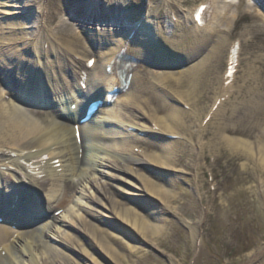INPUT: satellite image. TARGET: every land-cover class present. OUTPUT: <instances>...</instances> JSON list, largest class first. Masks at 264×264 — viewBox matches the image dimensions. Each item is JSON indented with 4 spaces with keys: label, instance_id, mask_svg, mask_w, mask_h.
<instances>
[{
    "label": "rangeland",
    "instance_id": "rangeland-1",
    "mask_svg": "<svg viewBox=\"0 0 264 264\" xmlns=\"http://www.w3.org/2000/svg\"><path fill=\"white\" fill-rule=\"evenodd\" d=\"M17 1L15 5L20 6L15 9L21 10L19 15L23 16L19 17L21 21L16 26H25L22 20L27 14L30 23L35 20L51 29L47 30L54 41H70L80 46V41H76L79 31L68 21L61 7L53 8L50 4H53V0ZM77 1L85 3V10L90 8L87 5L90 0ZM138 1L143 3V0ZM202 1L207 3L210 11L202 27L204 32L197 33V37H190L189 32L194 30L191 27L195 24L191 10L198 1L152 0V9L145 10L150 20H168L171 27L165 31L167 34L173 31L178 33L179 27L184 28L182 33L189 38L188 41L171 42L190 47L203 55L195 64L180 71L156 72L140 67L135 75L131 92L138 97L139 112L145 117H140V113L134 110L137 116L133 115L132 121L150 127L157 122V117L175 112L180 115L177 119L182 123L175 130V136L166 135L164 130H161L163 134L150 136L132 131L150 145H139L137 149L141 152L166 156V151L162 153V150L168 143L175 152L167 169L146 164L133 166L145 178L155 180L163 195L154 196L142 181L145 190L141 187V196L125 193L126 189L135 190L133 183L140 185L134 175L126 176L128 181L118 182L113 190L119 203L132 208L139 219L147 216L145 222L152 231L158 228L160 232L156 236L151 232L146 234L130 225L122 226L119 219L113 220L114 216H101L94 224L97 228H86L91 234H97L98 239L104 235L103 244L118 255L117 263L106 258L103 262L100 260L102 264H264V258L257 263H249V257L256 247L264 245V159H259L257 149L259 140L264 143V106H256L252 101L253 96L264 92V41H249L254 30L264 32V6L261 5L264 1ZM164 3L166 6L172 5V8L166 9ZM215 16L219 21L215 28H211V20ZM8 25L0 22L2 28L5 26L0 32L2 40L9 36ZM102 25L97 22V27L103 28ZM35 31L31 30L29 35L35 34ZM20 34L24 37L28 33L16 29L12 35L16 38ZM205 35H209V38L206 39ZM0 42L15 44L27 41ZM234 42L238 43L234 72L232 79L225 83L223 77L230 46ZM128 50L137 51L130 46ZM211 52H214V57L206 61ZM0 59L4 60L2 57ZM93 62L95 66L92 65L91 73L98 71L102 59L99 56ZM197 66L192 79L196 85L191 91L187 80L178 83L176 79ZM211 66L213 73L208 83L206 75ZM161 76L167 79H159ZM140 78H143L142 82ZM0 92L3 94L2 88ZM107 128L111 129L112 126ZM118 131L123 135L121 128ZM104 144L107 145L106 142ZM50 204L53 206L51 213L55 212V217H61V210L54 211L56 203ZM86 207L91 206L87 204ZM148 210L157 213L149 216ZM87 219L92 221L88 216ZM61 229L71 237L91 242L95 248V258L105 253L91 237L68 228ZM225 235L230 239L229 247L222 243ZM50 244L69 254L78 264L90 263L89 259L83 260L75 252L71 255L57 242L51 241ZM41 251L45 253L48 264L46 251L42 248Z\"/></svg>",
    "mask_w": 264,
    "mask_h": 264
},
{
    "label": "bare ground",
    "instance_id": "bare-ground-1",
    "mask_svg": "<svg viewBox=\"0 0 264 264\" xmlns=\"http://www.w3.org/2000/svg\"><path fill=\"white\" fill-rule=\"evenodd\" d=\"M260 1L258 0V2ZM52 2L53 4L51 2L50 4L53 8L61 7L68 21L75 25L79 31L76 41H80V44L84 47L74 46L68 41L67 45L58 48L51 45V42H47L50 49L40 51L45 54H52L56 69L53 73L58 92L68 91L69 99L73 95L74 81H68L65 76H62L60 72L63 65L62 57L64 61H68L73 65L76 83L79 84L86 75L84 80L85 90L89 91V87L92 89L93 87L98 88L105 100L106 94L113 88L118 87L117 80L107 73V67L116 61L119 54L126 53L125 45L127 44L125 41H140L139 46L141 45L143 48L140 56L145 55V59L147 50L143 46L149 47V43L156 46L153 51L158 56L166 58L169 55V46L153 41H188L187 39H189L182 33L184 28L179 27L180 31L178 33L173 31L168 35L165 33L171 27L168 26V20L165 21L163 18L162 20H158V18L150 20L147 18L148 12L145 13V10L152 9V0H143L141 4L137 0H94V2L90 0L87 3L90 8L86 10L84 9L85 3L77 0H53ZM194 2L197 3L190 10L191 18L194 17L195 24L194 27L191 26L194 30L189 32L190 37H197V33L203 31L202 27L205 26L204 23L208 19L210 11L206 2L204 3L202 0H194ZM17 3V0H0V22L4 21L9 24L6 28L9 36L4 40H2L3 37H0V41H54L51 32L48 31H51V29L44 23H38L34 19V22L30 23L27 14L24 15L26 17L22 20L25 26H16L21 21V19L18 20L19 17L23 16L19 15L21 10L15 9L16 6H20L15 5ZM230 3L233 4V1ZM263 3L261 5L264 6ZM170 6L172 5L166 6L165 3L163 4L166 9H171ZM218 21L215 16L211 20L210 27L215 28ZM97 22L103 23L104 27H97ZM3 28L0 26V32ZM16 29L28 34L24 37H21L20 34L19 37L14 38L12 34ZM31 30H36L35 34L29 35ZM205 37L208 39L209 35H205ZM81 41H89L88 43L92 47H97L93 43L99 41V46L101 45L99 56L103 61V70L101 64L97 68L98 71L91 74V69L87 67V63L89 60H93L97 54L93 53ZM249 41H264V32L254 30ZM23 46H27V43L11 44L8 42L4 44L0 42V58L3 57L7 60L5 63L4 60L0 59V70L9 69L11 62L18 60L13 54V50ZM136 52L139 54L138 51ZM214 52H211L205 60L212 59ZM206 61H203V63ZM155 62L159 63L158 60H155ZM198 66L199 68L202 67L200 64ZM198 66L181 74L176 79L177 82L187 80L192 91L196 85L192 79ZM231 67L232 63L228 64L227 71L231 70ZM208 71L209 73L206 76H208V83H210L209 77L213 73V67H209ZM32 75L36 76L35 74ZM161 77L159 78L161 80L167 79V77ZM231 78L225 74L223 81L226 82ZM59 79H62V83L59 82ZM132 79L133 76L126 94L117 102L115 100L116 103L114 102L113 107L107 111L101 110V115L92 117L87 123L78 126L57 120L54 118L53 112L42 114L38 111L23 109L12 100L11 92L6 93L4 91L3 94L0 92V191L15 195L20 193L19 195L22 198H27L26 194L23 196V193L15 187L16 182H24L25 180L38 188L46 189L48 201L56 203L54 211L60 209L63 212L61 217H55L51 213L53 206H41L40 209H32L29 212L33 214L32 217L42 213L46 220L37 223L32 229L20 232L11 241L8 238L6 239L10 231L6 228L0 229V241L7 242L0 247V264H47L44 258L45 253L43 254L41 248L47 253L48 264H78L77 260L69 254L66 255L63 251L51 245V241L59 243L60 247L70 251L71 255L76 253L83 260L89 259L90 263L88 264H102L100 260L103 262L106 258L113 263H117L118 255L102 242L104 235L98 239L97 234H91L86 228L87 226L94 227L101 216H114L113 220L119 219L122 226H124L123 224L130 225L146 234L151 232L156 236L160 232L158 228H153L152 231L149 224L145 222L147 216H145L146 219L144 217L139 219L134 215L135 212L132 208H127L119 203L115 199L113 190L117 187L118 182L128 181L126 176L134 175L135 180L140 185L133 183L132 187L135 190L126 189L125 193L141 196V187L144 183L147 190L154 196L163 195L162 189L158 187L155 180L145 178L131 166L146 163L150 166L154 165V167L167 169L166 167L169 166L172 156H175L171 143L163 147L162 153L166 151V156L149 155L137 149L139 145L149 147L147 140L134 135L132 130L135 129L138 133H144L147 136L154 133L163 134L161 130H164L166 135L175 136L174 132L182 122L177 119L180 115L170 112L167 116L157 117V122H154L150 127L133 123V115L137 116L133 113L134 110L140 113V117L145 116L142 112H139L138 97L135 92L130 91V88L133 87ZM22 80L23 78L19 82ZM139 81L142 82L143 78H140ZM256 89L261 90L258 87ZM86 95L87 99H91L92 95ZM252 101L256 106H264V92L258 96H253ZM89 102H93V100ZM79 104V102H76L75 106L78 107ZM76 118L77 116H74L71 120L75 121ZM111 124L114 130L112 129L110 132L107 131L105 126H111ZM96 128H98V131L95 130ZM120 128L124 130V133L119 136L117 129ZM95 133H98V138ZM101 138L105 142H109L110 145L104 146L103 142L101 145L99 143ZM259 142L257 145L259 159H264V143L261 140ZM9 189L11 191H8ZM87 204H90L91 207H86ZM28 211L29 209L25 213ZM154 212L148 210L147 214L149 216L155 215L157 212ZM87 216L92 218V221L88 220ZM92 222L94 223L92 224ZM86 223L90 225H86ZM61 227L78 231L80 235L83 234L88 238L91 237L95 241V245L105 253L95 258L93 255V249L95 248L91 242L71 237ZM95 228L97 227L95 226ZM149 228L151 231H149ZM193 237L195 238L194 234ZM222 243L225 247H229L230 239L228 235L222 238ZM73 252L75 253L73 254ZM53 256L58 257V259H51ZM263 258L264 245L256 247L249 257V263H257Z\"/></svg>",
    "mask_w": 264,
    "mask_h": 264
}]
</instances>
